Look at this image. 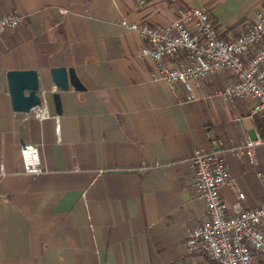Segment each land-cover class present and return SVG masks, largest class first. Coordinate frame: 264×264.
I'll return each instance as SVG.
<instances>
[{"label": "crops", "instance_id": "0c3cea01", "mask_svg": "<svg viewBox=\"0 0 264 264\" xmlns=\"http://www.w3.org/2000/svg\"><path fill=\"white\" fill-rule=\"evenodd\" d=\"M181 5L0 0V15L26 16L0 34V264H216L186 244L188 230L207 220L192 188L197 148L220 150L244 207L263 202L264 143L253 160L230 150L261 135L255 100H188L182 84L153 79L154 60L138 56L144 41L120 25L122 18L166 25ZM58 66L73 67L85 89H58L50 73ZM13 69L38 71V108L47 116L12 108ZM230 80L224 71L203 89L211 94ZM23 144L38 147L44 173L23 172ZM222 195L231 212L236 190L225 184Z\"/></svg>", "mask_w": 264, "mask_h": 264}, {"label": "built area", "instance_id": "2783aa9c", "mask_svg": "<svg viewBox=\"0 0 264 264\" xmlns=\"http://www.w3.org/2000/svg\"><path fill=\"white\" fill-rule=\"evenodd\" d=\"M25 22L26 16L17 9L0 15V34ZM120 25L144 41L138 56L154 60L155 81H162L171 89L182 84L188 100L218 97L235 102L251 97L256 102L253 112L264 126V7L256 11L255 19L243 31L233 36L224 35L205 8L185 4L177 9L176 19L166 25L126 18L120 20ZM224 71L230 73L231 80L213 93H205L203 83ZM38 107L34 108L36 116L49 114L45 107ZM215 143L222 144L218 139ZM261 143L264 138L259 135L230 150L240 158L253 160L255 148ZM21 156L23 172H45L35 144H23ZM189 161L194 171L192 188L206 203L207 220L188 230V249L206 255L216 264H257L258 260L264 264V200L258 206L244 207L245 194L231 176L219 149L197 148ZM0 175H5L4 169ZM225 184L238 194L231 212L222 195ZM262 187L264 190V176Z\"/></svg>", "mask_w": 264, "mask_h": 264}, {"label": "water", "instance_id": "95a60500", "mask_svg": "<svg viewBox=\"0 0 264 264\" xmlns=\"http://www.w3.org/2000/svg\"><path fill=\"white\" fill-rule=\"evenodd\" d=\"M54 85L60 90H68L71 86L76 90H84L85 85L73 67L58 66L50 69ZM7 80L12 108L15 111L30 112L43 104L40 92V80L35 69H13L7 72ZM55 109L62 112L60 94H52Z\"/></svg>", "mask_w": 264, "mask_h": 264}, {"label": "rangeland", "instance_id": "374dc122", "mask_svg": "<svg viewBox=\"0 0 264 264\" xmlns=\"http://www.w3.org/2000/svg\"><path fill=\"white\" fill-rule=\"evenodd\" d=\"M185 5L205 8L222 31L233 36L255 19L264 0H181Z\"/></svg>", "mask_w": 264, "mask_h": 264}, {"label": "trees", "instance_id": "16d2710c", "mask_svg": "<svg viewBox=\"0 0 264 264\" xmlns=\"http://www.w3.org/2000/svg\"><path fill=\"white\" fill-rule=\"evenodd\" d=\"M224 35H225V33H224ZM260 131H261V136L264 138V126H263V124H261V126H260Z\"/></svg>", "mask_w": 264, "mask_h": 264}]
</instances>
